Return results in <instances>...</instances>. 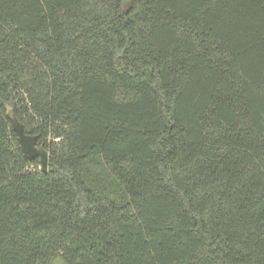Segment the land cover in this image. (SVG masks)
<instances>
[{"label":"trees","instance_id":"16d2710c","mask_svg":"<svg viewBox=\"0 0 264 264\" xmlns=\"http://www.w3.org/2000/svg\"><path fill=\"white\" fill-rule=\"evenodd\" d=\"M57 263L264 264V0H0V264Z\"/></svg>","mask_w":264,"mask_h":264},{"label":"water","instance_id":"95a60500","mask_svg":"<svg viewBox=\"0 0 264 264\" xmlns=\"http://www.w3.org/2000/svg\"><path fill=\"white\" fill-rule=\"evenodd\" d=\"M13 128L17 134L22 153L27 160H39V170L48 174L49 154L43 147L37 146V137L25 134L23 126L16 117H12Z\"/></svg>","mask_w":264,"mask_h":264},{"label":"rangeland","instance_id":"374dc122","mask_svg":"<svg viewBox=\"0 0 264 264\" xmlns=\"http://www.w3.org/2000/svg\"><path fill=\"white\" fill-rule=\"evenodd\" d=\"M57 264H59V263H57Z\"/></svg>","mask_w":264,"mask_h":264}]
</instances>
